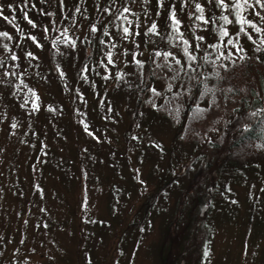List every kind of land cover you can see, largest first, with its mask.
Returning <instances> with one entry per match:
<instances>
[{
  "label": "rangeland",
  "instance_id": "374dc122",
  "mask_svg": "<svg viewBox=\"0 0 264 264\" xmlns=\"http://www.w3.org/2000/svg\"><path fill=\"white\" fill-rule=\"evenodd\" d=\"M238 1L234 11V0H218L220 18L228 11L236 24L223 46L211 48L217 63L260 41L256 0ZM21 2L30 4L0 0V33L7 34L0 35V264H162L170 224L186 238L176 245H189L183 264H264V173L221 164L214 197L202 205L205 226L182 233L196 195L183 196L187 173L217 164L213 146L190 147L221 112L212 109L204 127L191 123L175 141L176 124L151 106L131 125L134 93L126 82L138 77L134 58L148 54L142 30L149 17L118 16L99 49L88 15L77 18L76 9L66 22L58 9L46 7L47 17ZM181 10L173 12L174 51L184 31L205 32L196 13ZM170 167L179 177L152 198Z\"/></svg>",
  "mask_w": 264,
  "mask_h": 264
},
{
  "label": "trees",
  "instance_id": "16d2710c",
  "mask_svg": "<svg viewBox=\"0 0 264 264\" xmlns=\"http://www.w3.org/2000/svg\"><path fill=\"white\" fill-rule=\"evenodd\" d=\"M29 3L22 4L26 7H40L39 11L44 12L47 17L49 12L46 11V7L58 9L63 15L62 20L65 21L74 20L73 14L76 9L80 14L76 15L77 18H83L81 17L83 14L88 15L89 27H98L96 42L99 49L102 47L101 41L106 31L118 16L130 13V17L135 15L149 17L142 30L144 46L149 47L148 54L138 63H135L137 60L134 58L138 77L126 82L134 93L132 126L137 123L140 111L151 106L154 115L163 111L166 122L176 124L175 138L174 140L172 138L175 141L176 138L185 137L186 133L190 132L191 123L196 122L198 126L204 127L203 122L212 109L217 108L223 115L221 118H215L213 124L207 126L204 137L199 134L202 139L198 142L197 139L190 147L191 150H196L200 147L213 146L211 156L217 164L212 167V162L206 169H197L194 172L195 175L198 174L197 177L187 173L183 196L191 190L196 195L188 209L183 206L180 198L178 200L179 215H183L187 209L188 217L182 226V233L196 232L199 224L205 226L206 211L202 209V205L205 197H214L213 185L216 186L215 177L221 164L228 163L254 175L264 173V0L257 2L258 7H255V11L259 20L253 22L260 41L246 45L238 57L223 56L220 63H217L219 53L213 55L211 48L213 49V45H217L214 46L216 48L223 46L222 35L231 29L235 20L228 11L220 18L217 10L218 0H30ZM12 4V7H16L17 3L13 1ZM233 6L230 7L235 11L239 1L234 0ZM178 7L196 13L198 21L204 25L205 32L197 35L195 27L189 28L187 33L184 31L182 39L179 38L181 44L178 51H174L168 44H172L179 37L176 34L179 24L173 13ZM157 22L159 23L157 28L151 30ZM123 28L125 29V26ZM148 35L151 38L150 46ZM83 47L86 48V44ZM90 54L87 55V59L90 58ZM157 57L161 59H156ZM56 81L60 82L59 77ZM158 100H163L159 106L155 104ZM257 106L261 107V111L256 110ZM196 130L202 133L200 127ZM131 134L129 132V138ZM175 149L176 146L172 144L171 153ZM197 154L201 155L199 152ZM170 169L171 167L161 177V182L151 194L152 198L158 196L179 177L177 174L173 175ZM206 186V191L199 194ZM150 206L151 204H148V208ZM165 231L166 251L161 255V263L183 264L189 245L184 244L182 248L176 245L174 241L178 243L180 238L176 237L177 229L173 224ZM182 241L185 242L186 238L180 239V245ZM194 252L199 253L198 250ZM199 256L197 261L202 254Z\"/></svg>",
  "mask_w": 264,
  "mask_h": 264
},
{
  "label": "snow or ice",
  "instance_id": "6c2138e0",
  "mask_svg": "<svg viewBox=\"0 0 264 264\" xmlns=\"http://www.w3.org/2000/svg\"><path fill=\"white\" fill-rule=\"evenodd\" d=\"M257 2H259V0H257ZM197 8L199 9V5H197ZM125 11H127V9H125ZM226 22H227V20H226ZM155 25H153V27H152V29L151 30H155ZM241 30H243V29H241ZM125 32H127V29H125L124 30ZM227 33H224V35H226ZM0 35H7L6 33H0Z\"/></svg>",
  "mask_w": 264,
  "mask_h": 264
}]
</instances>
